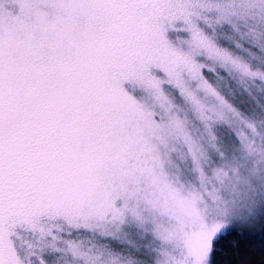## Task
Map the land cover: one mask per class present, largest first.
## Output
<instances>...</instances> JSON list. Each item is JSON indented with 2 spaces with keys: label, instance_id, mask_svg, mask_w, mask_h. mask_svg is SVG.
Returning a JSON list of instances; mask_svg holds the SVG:
<instances>
[{
  "label": "snow or ice",
  "instance_id": "1",
  "mask_svg": "<svg viewBox=\"0 0 264 264\" xmlns=\"http://www.w3.org/2000/svg\"><path fill=\"white\" fill-rule=\"evenodd\" d=\"M264 264V0H0V264Z\"/></svg>",
  "mask_w": 264,
  "mask_h": 264
},
{
  "label": "trees",
  "instance_id": "2",
  "mask_svg": "<svg viewBox=\"0 0 264 264\" xmlns=\"http://www.w3.org/2000/svg\"><path fill=\"white\" fill-rule=\"evenodd\" d=\"M218 252L215 259L217 264H236L238 260H242L245 256L249 259L259 258L261 243L259 235L252 239L245 238L241 241L240 234L225 235L217 244Z\"/></svg>",
  "mask_w": 264,
  "mask_h": 264
}]
</instances>
